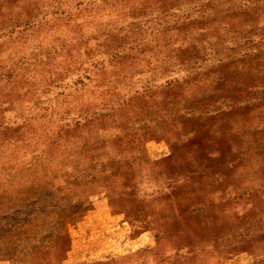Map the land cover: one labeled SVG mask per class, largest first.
<instances>
[{"label":"rangeland","instance_id":"obj_1","mask_svg":"<svg viewBox=\"0 0 264 264\" xmlns=\"http://www.w3.org/2000/svg\"><path fill=\"white\" fill-rule=\"evenodd\" d=\"M0 264H264V0H0Z\"/></svg>","mask_w":264,"mask_h":264}]
</instances>
